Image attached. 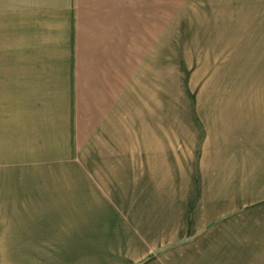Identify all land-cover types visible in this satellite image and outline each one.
Wrapping results in <instances>:
<instances>
[{
	"label": "rangeland",
	"instance_id": "obj_1",
	"mask_svg": "<svg viewBox=\"0 0 264 264\" xmlns=\"http://www.w3.org/2000/svg\"><path fill=\"white\" fill-rule=\"evenodd\" d=\"M156 2L133 0L126 21L138 29L98 33L109 38L103 42L115 59L110 91L116 92L102 94L94 122L88 106L67 113V149L82 153L68 161L77 167L67 165L68 181L83 188L84 203L103 199L107 206L99 210H106L116 198L103 191L106 184L131 178L146 188L131 194L163 212L153 219L163 227L161 246L174 242L179 229L226 231L232 248L247 242L244 251L259 250L264 264V0H165V30L158 31ZM0 36V119L14 106L19 116L50 111L56 123L67 102L58 79L42 80L44 66L13 50L9 14L0 16ZM115 148L131 152L130 166L103 159ZM83 227L78 263L103 264L118 240L112 234L109 243L107 233L97 240L86 229L91 224ZM149 233L141 239H152L148 249L155 248L159 234Z\"/></svg>",
	"mask_w": 264,
	"mask_h": 264
},
{
	"label": "crops",
	"instance_id": "obj_2",
	"mask_svg": "<svg viewBox=\"0 0 264 264\" xmlns=\"http://www.w3.org/2000/svg\"><path fill=\"white\" fill-rule=\"evenodd\" d=\"M157 1L156 7L161 12L156 30H165V0ZM132 2L0 0V16L11 15L13 50L18 49L19 56H27L28 62L44 66L39 71H42V80L56 83L58 79L60 95L67 96V102L54 115L56 123L50 111L34 110L19 116L14 106L9 107L5 119H0V264H79L84 254L85 224L92 225L86 229L95 232L97 240L104 233L109 243L112 234L118 240H114V249H109L112 253L108 259H102L103 264H261L256 259L259 250L244 251L247 242H239L237 248H232L226 231L214 234L199 227L179 229L171 236L174 242L161 246L163 227L153 223V219L163 212L147 205L144 198L139 200L131 194L133 190L146 189L137 188L138 183L131 178L116 183L112 177L111 183L106 184L107 189L103 191L109 193L110 199L116 197L106 210H99L107 206L102 205L103 199L84 203L83 188L68 181L72 173L66 171L67 165L77 171L68 161L81 159L75 156L82 153L67 149V113L69 118L77 115L85 105L92 108L88 116L94 122L96 111L100 112L102 94L105 97L115 94L116 90L110 91L115 59L111 56V47L107 48L110 45L103 42L109 38L98 33H108L111 37L116 31L138 29L131 27V19L126 21V16H132ZM147 6L146 3L142 7ZM18 63L26 62L18 59ZM47 87L54 94L52 87ZM77 118L81 120L80 116ZM118 140L126 143L125 137ZM114 150L103 159L124 160L130 166L131 152ZM53 170L60 172L52 173ZM149 185L157 190L160 184ZM149 230L159 234L154 236L159 241L151 249L148 247L153 240L141 239L150 234ZM105 240L106 237L101 239ZM153 253L159 255L153 259ZM59 255L67 256L70 262ZM146 256L149 257L142 259Z\"/></svg>",
	"mask_w": 264,
	"mask_h": 264
}]
</instances>
